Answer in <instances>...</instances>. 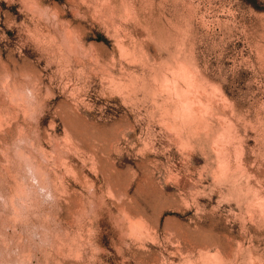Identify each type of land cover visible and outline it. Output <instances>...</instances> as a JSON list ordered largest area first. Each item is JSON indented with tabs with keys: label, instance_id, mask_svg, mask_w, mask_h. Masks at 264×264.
I'll use <instances>...</instances> for the list:
<instances>
[{
	"label": "rangeland",
	"instance_id": "374dc122",
	"mask_svg": "<svg viewBox=\"0 0 264 264\" xmlns=\"http://www.w3.org/2000/svg\"><path fill=\"white\" fill-rule=\"evenodd\" d=\"M248 1L0 0V264H264Z\"/></svg>",
	"mask_w": 264,
	"mask_h": 264
},
{
	"label": "bare ground",
	"instance_id": "6f19581e",
	"mask_svg": "<svg viewBox=\"0 0 264 264\" xmlns=\"http://www.w3.org/2000/svg\"><path fill=\"white\" fill-rule=\"evenodd\" d=\"M72 34H73V33H72ZM71 37H72V35H71ZM78 38H79V36H78ZM70 39H71V38H70ZM73 39H74V37H73ZM75 39H76V37H75ZM64 43H65V42H64ZM65 45H66V44H65ZM70 46H72V45L70 44ZM63 47H64V46H63ZM78 47H79V46H78ZM78 47L76 46L75 49H77ZM67 48H68V47H67ZM80 49H82V47H81ZM80 49H79V51H80ZM77 50H78V49H77ZM77 50H75V51H77ZM84 51H85V50H84ZM84 51H83V53H84ZM80 52H81V51H80ZM66 53H68V52H66ZM77 53L80 54L79 52H77ZM78 54H77V55H78ZM85 54H89V53H86V52H85ZM85 54H84V55H85ZM74 56H75V55H74ZM79 56H80V55H79ZM79 56H77V57L79 58ZM77 57H76V58H77ZM88 57H89V56H88ZM88 59H89V58H88ZM73 60H75V59H73ZM75 62H76V61H75ZM75 62H74V63H75ZM101 67H102V66H101ZM105 68H106V67H105ZM104 71H105V70H104ZM106 71H107V70H106ZM108 71H109V70H108ZM106 73H107V72H106ZM108 73H110V72H108ZM108 73H107V75H108ZM104 75H105V74H104ZM109 75H110V74H109ZM24 78H25V77H24ZM27 79H28V78H26L25 80H27ZM4 81H5V80H4ZM8 81H10V80H8ZM8 81H6V82H8ZM14 81H15V80H14ZM2 82H3V81H2ZM6 82H4V83H6ZM0 83H1V82H0ZM8 83H9V82H8ZM12 83H13V81H12ZM13 84H14V83H13ZM16 84H17V83H16ZM20 84H22V83H20ZM1 85H2V83H1ZM11 85H12V84H11ZM23 85H25V84H22L21 86H23ZM9 86H10V85H8V87H9ZM18 86H19V85H18ZM21 86H19L20 88L16 89V91H17V90H20V91H21ZM4 87H5V85H4ZM11 87H12V86H11ZM13 87H14V86H13ZM23 87H24V86H23ZM23 87H22V88H23ZM26 87L28 88L27 85H26ZM26 87H25V88H26ZM2 88H3V87H2ZM25 88H24V89H25ZM27 88H26V89H27ZM6 89H8V88L5 87L4 92L6 91ZM26 89H25V90H26ZM8 90L11 92L10 89H8ZM13 90H15V88H14ZM25 90H24V91H25ZM0 91L3 92L2 89H1ZM22 91H23V90H22ZM4 92L2 93L3 96L6 95V94L8 93V92H7L6 94H4ZM17 92H18V91H17ZM12 93H13V91H12ZM20 93H21V92H20ZM23 93H24V92H23ZM2 94H0V97H3V96H1ZM13 95H14V93H13ZM8 96H9V95H8ZM24 96H25V95H24ZM6 98H7V97H6ZM9 98H11V97H9ZM0 100H1V99H0ZM19 100H20V99H19ZM10 103H11V102H10ZM7 105H8V104H7ZM0 106H1V105H0ZM3 106H4V104H3ZM18 106H19V105H18ZM15 107H16V106H15ZM0 108H1V107H0ZM6 108H8V107H6ZM8 110H9V109H8ZM11 110H12V109H11ZM18 110H20V109H18ZM5 112H6V111H5ZM15 112H16V111H15ZM21 113H22V112H21ZM21 113H20V114H21ZM24 113H26V109H25V112H24ZM18 114H19V113H18ZM0 116H1V115H0ZM7 117H9V116H6V118H7ZM9 118H10V117H9ZM12 118H13V116H12ZM1 119H2V118H1ZM4 120H5V118H4ZM4 120H2V121H4ZM7 121H8V120H7ZM4 123H6V122H4ZM19 123H20V122H19ZM6 124H7V123H6ZM8 125H9V124H7V127H9ZM10 125H11V123H10ZM22 125H23V124H22ZM19 126H21V125H19ZM2 127H3V126H2ZM2 127H1V128H2ZM1 128H0V130H1ZM22 128H23V127H22ZM3 129H4V128H3ZM19 129H20V128H19ZM23 129H25V128H23ZM25 130H26V129H25ZM3 131L5 132V130H3ZM19 132H21V131H19ZM1 133H3V132H1ZM27 133H28V132H27ZM20 134H21V133H20ZM23 134H26V133H23ZM5 135H6V134H5ZM27 135H28V134H27ZM25 137H26V136L24 135V138H23V139H26ZM19 140L21 141L20 138H19ZM26 140H27V141H26ZM26 140H25V142H28V139H26ZM17 141H18V140L16 139L15 142L17 143ZM65 141H66V140H65ZM69 141H70V140H69ZM25 142H21V143H24V144H25ZM77 142H78V141H77ZM13 143H14V142H13ZM16 143H14V144H16ZM64 143H65V142H64ZM70 143H71V142H70ZM26 144H27V143H26ZM20 145L23 146V144H19V146H20ZM27 145H28V144H27ZM68 145H69V144H68ZM80 145H81V143H80ZM15 146H16V145H15ZM19 146H18V147H19ZM22 146H21V147H22ZM0 147H1V146H0ZM12 147H14V145H13ZM27 147H28V146H27ZM71 147H74V146H71ZM5 148H6V147H5ZM7 148H8V147H7ZM15 148H16V147H15ZM25 148H26V145H25ZM74 148H75V147H74ZM8 149H9V148H8ZM10 149H11V148H10ZM23 149H24V148H23ZM68 149H69V147H68ZM77 149H79V148H77ZM12 150H14V148H13ZM21 150H22V149H21ZM24 150H25V149H24ZM71 150H72V149H71ZM75 150H76V149H75ZM15 151H16V150H15ZM25 151H26V150H25ZM10 152H11V151H10ZM11 153H12V152H11ZM21 153H23V152H21ZM25 153H26V152H25ZM25 153H24V154H25ZM13 154H14V152L12 153V155H13ZM21 157H22V156H21ZM24 157H25V156H24ZM8 158H9V157H8ZM18 159H19V158H18ZM21 160H22V159H21ZM21 160H20V161H21ZM6 161H7V160H6ZM12 161H13V160H12ZM18 161H19V160H18ZM7 162H8V161H7ZM10 162H11V160H10ZM14 162H15V161H14ZM16 162H17V161H16ZM7 164H9V163H7ZM10 164H11V163H10ZM12 165H15V164L12 163ZM16 165H17V164H16ZM22 166H24V165H22ZM22 166H21V167H22ZM8 167H9V166H8ZM11 167H13V166H11ZM26 167H27V166H26ZM9 168H10V167H9ZM14 168H16V167H14ZM19 169H20V168H19ZM25 169H26V168H25ZM20 170H21V169H20ZM20 170H19V171H20ZM26 170L28 171V169H26ZM16 171H17V169H16ZM28 172H29V171H28ZM29 173H31V172H29ZM19 174H20V172H19ZM20 176H22V175H20ZM24 177H26V176H24Z\"/></svg>",
	"mask_w": 264,
	"mask_h": 264
},
{
	"label": "trees",
	"instance_id": "16d2710c",
	"mask_svg": "<svg viewBox=\"0 0 264 264\" xmlns=\"http://www.w3.org/2000/svg\"><path fill=\"white\" fill-rule=\"evenodd\" d=\"M256 1H257V0H256ZM248 2L254 4V6H256V8H260L256 3H253V0H249ZM254 2H255V0H254Z\"/></svg>",
	"mask_w": 264,
	"mask_h": 264
}]
</instances>
